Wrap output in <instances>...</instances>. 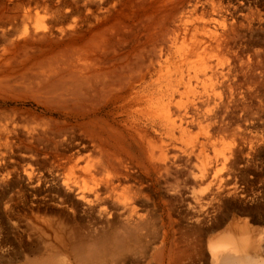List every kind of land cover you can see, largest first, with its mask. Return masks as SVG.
<instances>
[{
  "label": "bare ground",
  "instance_id": "6f19581e",
  "mask_svg": "<svg viewBox=\"0 0 264 264\" xmlns=\"http://www.w3.org/2000/svg\"><path fill=\"white\" fill-rule=\"evenodd\" d=\"M0 264H264V0H0Z\"/></svg>",
  "mask_w": 264,
  "mask_h": 264
}]
</instances>
